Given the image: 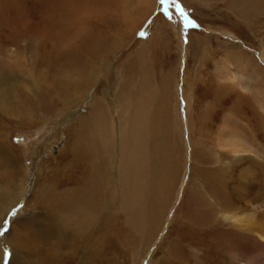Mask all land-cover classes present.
Masks as SVG:
<instances>
[{"label":"rangeland","instance_id":"374dc122","mask_svg":"<svg viewBox=\"0 0 264 264\" xmlns=\"http://www.w3.org/2000/svg\"><path fill=\"white\" fill-rule=\"evenodd\" d=\"M76 1L0 0V70L14 72L9 80L18 85L9 97L0 88V146L21 166L13 177L15 168L0 148V191L17 197L26 187L0 223L3 264H43L32 239L25 248L14 243L23 230L50 221L61 264H264L257 237L225 228L203 189L208 182L225 184L222 191L213 187L227 197L233 182L238 187L235 170L216 174L210 163L218 149L216 111L236 115L264 151V11L234 0H178L199 25L186 30L174 7L171 21L163 15L159 0ZM26 23L36 26L32 36L50 33L52 54L17 38ZM176 32L187 39L184 46ZM240 58L253 77V93L225 104L234 93L219 71L227 62L238 74ZM30 70L40 84H32ZM41 82L67 98L69 108L60 99L41 102L48 86ZM145 90L149 117L140 132L133 124L141 120ZM132 143L146 157L141 167L127 169ZM253 159L257 175L247 183L259 201L264 160ZM91 186L98 189L95 208L68 222L73 211L62 210V203ZM239 242L246 248L237 252Z\"/></svg>","mask_w":264,"mask_h":264},{"label":"bare ground","instance_id":"6f19581e","mask_svg":"<svg viewBox=\"0 0 264 264\" xmlns=\"http://www.w3.org/2000/svg\"><path fill=\"white\" fill-rule=\"evenodd\" d=\"M234 1L239 4V7H241L240 4L241 5L244 4L246 6H251L252 9H255V10L259 9L260 11H264V0H234ZM76 2H78V0ZM39 4H41V3L39 2ZM239 10H240V8H239ZM15 11H17V10H15ZM51 11H52V9H51ZM53 12L55 13V11H53ZM46 19H47V17H46ZM37 24L38 23H36V25ZM34 28H36V26H33L32 23L31 24L26 23L25 26L22 27V30L21 31L20 30L18 31L17 38L20 39V40H22V41H28L30 43V45H31V49L34 50V51H36V52H40V50H41V52L42 51H45L48 54H52L54 52L55 48L53 46L54 44L52 42V39L50 38V36H51L50 33H48V34L46 33L45 34V33H40L39 32L38 34L36 33L35 36L34 35L32 36V35H30L31 33L29 34V31L33 30ZM28 34H29V36H28ZM176 39H177V42H178V45L179 46H184L185 37H184L183 34L180 35V32H176ZM241 60H242V62H240ZM260 60L261 61H264V49H263L262 53H260ZM239 62L240 63H239V66H238V74H236V75H234V74L231 73V71L229 70V63H227V62H225L224 66H221V67H223V69L221 68L222 70L219 71V76H220L219 78H221V80H223V82H225L224 84H226L227 86L231 87V89L233 90V93H234L232 96H230L225 101V104H230L231 100H234L235 99V96L237 94L238 95H241L243 93H249V94H252L253 93L252 92V90H253L252 89L253 88L252 87L253 86L252 85L253 77L250 78V77L247 76L248 72H247V67H246V64H245V60H243L242 58H240ZM95 69H98V68L95 67ZM33 71L30 70L29 76L31 77L32 84L33 83L34 84H37V83H39L38 82L39 80H37L35 77H33V74H34ZM10 73H12V71H10V70L9 71L8 70H4V69L0 70V88L3 89V95H2V97H4V96L9 97L11 95V92L12 91L16 92V89H17L16 87L18 85L16 83L14 85L11 84V82L9 80L10 77H11L10 76ZM14 75H16V74H14ZM65 77H66V75H65ZM32 78H33V80H32ZM246 81H248V83ZM42 84H44V86L45 85H48V86H45L44 87L45 88V93L47 95H45V96L44 95L43 96L41 95L42 96L41 102H44L45 104H48L46 102H49V99L50 100L52 99V101L54 99H60V101H58V102H61L62 105L65 108L66 107L69 108V105H71L72 103H70V101L66 100L67 98L66 99L59 98V94H55L56 91H53V88L52 89L50 88L51 87V84L50 85L48 83H42ZM11 85H12V88H11ZM146 91L147 90H145L144 92L142 91L141 93H143V94L140 93V97L141 98L139 99L140 100L139 101L140 102L139 103L140 104L139 106H140V109H141V112H140L141 120H139V122H137V123L135 122V124L132 123L133 126L136 125V127L138 128V130L140 132H142L143 131V128H144L143 127V121L144 122H147L148 121V117H149L147 115V110H146L147 107L145 105V104H147V102L144 103V101H143V97L146 96V94L148 93V92L146 93ZM43 97H44V100H43ZM53 102H55V101H53ZM33 103H34V101H33ZM30 108L31 109H34L33 104L30 105ZM68 119H66V120H68ZM214 119L218 123V126L216 127V133H215V140L217 142V146L216 147L218 149H215L214 152H213V155H211L212 158L210 160V163L211 164H214V165H217L216 168H215V171H214V173H216V174L226 175L227 173H230V171L235 170V172H236V174H235V180H236V183L238 184V187L235 186L234 185V182H233L231 184V186H230L229 191H228V193L230 194V196H227V197L226 196H223L222 197V196H220L217 193V191L213 187L216 184L215 181L213 182V185L211 183H209V182H208V184H204V188H203L204 189V194L206 195L207 198L210 199V201L207 202V207L209 208V210L212 209L211 213L213 215H215L214 218H216V215L221 216L222 220L225 222V225H224L225 228L226 227H229L228 230H231V231L235 230L237 233H240V235H244V236H247V237H254L255 236L259 240L260 245L264 246V223H262L261 220H260V217H262V216L264 217V199L259 200V201L255 200L254 199L255 197L253 198L252 195L250 194V191H251L250 189L251 188L248 187V183L249 182L247 183V179H251L250 177H256V175H257V173L255 172V170L252 169V166H254L255 164H259V163L256 161L257 159L255 160V159H253V157L254 158L255 157L256 158H259L262 161L264 160L263 147L256 145V143L254 142L252 133L245 128V125H243L240 122L239 118L236 115H232V113H225V112H223L221 110H218L215 113ZM153 122H154V120H153ZM164 122H166V121L164 120ZM158 123H160V122H158ZM129 133H131V131ZM140 135H141V133L139 134V136H136V137L140 138V143H141L142 140H141ZM92 136H93V134H92ZM161 137H163V136H161ZM93 138H94V136H93ZM137 140H135V141H137ZM134 145H133V143L130 144V146H129V153L127 154V157L124 160L125 168H127V169L128 168H133L134 169L136 167H141V162H142L143 158L146 157L145 154H141L142 152H140V150H141L142 147H140L138 149V148L134 147ZM164 145H166V144H164ZM0 148L6 154V157L9 159L11 165L15 168V170L13 171V173H15V174H12L13 177L14 176H17L16 174H18V176H19V173L21 172L20 162L17 161L14 158V156H12L11 153L8 150H6V147H5L4 144H2L0 146ZM155 149H153V150H155ZM165 150L166 149H164V147L163 148H159L158 155L160 153L166 152ZM141 156L143 158H141ZM227 159H228V161H225ZM156 163L158 164V162H156ZM105 166H107V163H106ZM107 170H108V168H107ZM7 177H9V175ZM5 179H6V177H5ZM8 182H10V181H8ZM68 183H70V182H68ZM226 183H227V181H226ZM224 185L225 184L221 185L220 183H217L216 184V188L218 190L222 191V190H224ZM228 186H229V184H228ZM142 187H143V185H142ZM107 188H110V186L108 184H107ZM25 189H26V187L25 188L22 187L20 189V193L18 192L17 197L15 196V193H14V195H12V194L10 195V192L9 191H4V190L2 192L0 191V223L4 220V218H6L5 217L6 214L13 207V205L17 203V200H19L20 197L23 196V194H25L24 193L25 192ZM14 191H16V190H14ZM94 192H98L97 186L87 187L86 189L82 190L81 193L78 194V197L75 198L74 200H70V201L63 202L62 203V205H63L61 207L62 210H64V211H67V210L73 211L71 214L69 213L70 219H68V222H71V223L78 222L79 219H83L88 214L89 215L91 214V212H89V211L90 210H93L95 208V207H93V205L95 204V196L93 195ZM6 193H8V194H6ZM130 199H131V197H130ZM136 199H139V198H136ZM146 200H148V199H146ZM128 207H129V205H128ZM131 209H132V207H131ZM153 214H155V213L153 212ZM55 215H53V216H55ZM59 219H60V217H59ZM205 219H206V217H205ZM216 221L217 220H214V223H216ZM49 223L52 224V225L42 226L41 228H38L37 227L36 230L35 229H32L31 232L28 230L29 228L23 230L20 233L22 235L18 238V240H20V242L14 243V246L15 247L18 246L20 248H25L24 246H27V243H28V242L26 243V240L27 239H29V240L32 239L36 243V247H37V251H36L35 254L36 255H39L40 260L43 262V264H61V261L58 260L59 255H57V252H56L57 249H58L57 247L59 246V244H56L53 241L55 239L56 232H57V230L55 229V223L52 222V221H50ZM28 231L30 232L29 235H28ZM13 233L15 234L14 231H13ZM23 234L27 235L28 238L27 237H24ZM6 243H8V242H6ZM10 246H12V245H10ZM236 248H237V252H238L240 250H244L246 247H245V244L244 243H240L239 242V243L236 244ZM22 250H24V249H22ZM4 255H5L4 247L2 248V246L0 245V264H3L5 262ZM209 262H210V260H209ZM32 263L34 264V262H32Z\"/></svg>","mask_w":264,"mask_h":264},{"label":"snow or ice","instance_id":"6c2138e0","mask_svg":"<svg viewBox=\"0 0 264 264\" xmlns=\"http://www.w3.org/2000/svg\"><path fill=\"white\" fill-rule=\"evenodd\" d=\"M159 4L162 6L163 15L167 17L169 21H171L172 19V12L170 11V8L174 7L177 11V14L181 18V21L183 22V26L186 30L189 28L199 27V25L196 24V22L190 18L188 12L185 11L184 7L181 5V3L178 2V0H159ZM139 35L140 37L144 38L145 32H140ZM185 43H187L186 38H185ZM3 235L4 232H0V236Z\"/></svg>","mask_w":264,"mask_h":264}]
</instances>
